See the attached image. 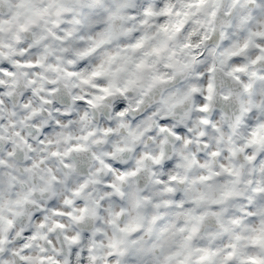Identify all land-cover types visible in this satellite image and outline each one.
Instances as JSON below:
<instances>
[{
  "label": "clouds",
  "instance_id": "9594fccd",
  "mask_svg": "<svg viewBox=\"0 0 264 264\" xmlns=\"http://www.w3.org/2000/svg\"><path fill=\"white\" fill-rule=\"evenodd\" d=\"M0 264H264V0H0Z\"/></svg>",
  "mask_w": 264,
  "mask_h": 264
}]
</instances>
